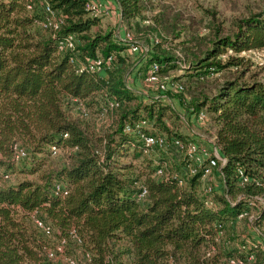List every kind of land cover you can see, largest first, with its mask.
Returning a JSON list of instances; mask_svg holds the SVG:
<instances>
[{
  "label": "trees",
  "instance_id": "16d2710c",
  "mask_svg": "<svg viewBox=\"0 0 264 264\" xmlns=\"http://www.w3.org/2000/svg\"><path fill=\"white\" fill-rule=\"evenodd\" d=\"M45 1L63 16L52 34L34 26L39 14L25 7L32 0H0V170L14 172L19 160H13L11 147L18 143L27 152L20 159L27 166L20 171L37 175L35 180L23 177L3 184L0 174V264H55L44 254L52 246L48 238L53 232L46 236L35 227L30 217L33 211L49 222L56 241L65 238V250L77 248L75 257L65 255L74 264H220L219 254L204 256L215 234L213 225L229 224L246 199L255 195L261 196L262 203L252 222L264 229V83L243 79L247 65L241 57H219L227 49L237 54L264 48V13L238 19L231 35L213 28L209 46L189 61L186 76L193 83L213 79L229 67L238 72L223 80L214 94H189L185 103L184 82L176 79L183 90L174 95L182 108L203 110L212 124L225 159L221 172L228 196H244L233 205L218 196L219 208L209 209L198 193L197 175L183 185L173 178H156L153 153L149 157L122 131L125 122L145 116L154 118L155 132L185 137L169 122L178 119L165 102L125 88L126 66L120 54L125 47L110 31L91 32L98 17L88 14L82 0ZM117 2L121 21L132 20L145 9V0ZM68 33L78 41L74 62L56 49L57 41ZM109 54L115 57V66L105 75L79 69L85 58ZM173 60L148 52L144 62H157L158 74L163 75L175 68ZM209 67L217 75L205 76ZM99 94L119 105L112 130L94 140L100 147L97 150L64 105L69 107L70 98H78L91 106ZM51 146L65 150L68 158V164L55 171L45 169ZM95 151L100 152L101 161ZM236 166L244 168L258 185L239 186ZM140 183L146 189L142 203L135 198ZM58 184L65 188L64 196L54 193ZM69 229H74L80 244L69 237ZM234 250L224 253L225 264ZM249 251L254 254L249 264H264V251ZM85 252L88 260L83 259Z\"/></svg>",
  "mask_w": 264,
  "mask_h": 264
},
{
  "label": "built area",
  "instance_id": "2783aa9c",
  "mask_svg": "<svg viewBox=\"0 0 264 264\" xmlns=\"http://www.w3.org/2000/svg\"><path fill=\"white\" fill-rule=\"evenodd\" d=\"M113 6L117 12V25L115 31L112 34L115 41L125 47V51L133 54L137 57L136 62L132 65V72H125L123 75V84L125 88L140 93L135 87L136 78L138 76V69L141 63L145 61V58L150 52L149 48L135 41L129 32H127L122 26V21L119 15V6L117 0H112ZM84 9L91 16H103L109 15L110 11L105 0H82ZM26 9L30 10L32 4L27 3ZM40 23L44 27H49L52 32H55L59 26L63 23V16H56L54 9L50 7L48 2L44 1L43 8L41 10ZM78 41L73 33L64 35L56 43V49L60 52L67 54L68 60L74 62L77 56ZM264 48H255L245 50L247 53L253 55L259 54ZM245 51H240L239 54ZM121 54V53H120ZM231 50L227 49L220 58H225L227 55H237ZM122 55V54H121ZM115 66V57L109 54L105 57L96 56L94 58H85L84 62L79 64V69H85L87 71L95 72L97 74L105 75L107 70H112ZM160 65L155 62H149L146 65L144 74V81L150 86L152 90L151 95H144L149 100H156L165 102L171 111L176 115L178 122L183 126L184 130L182 134L185 136L183 139L174 135H165L155 132L154 118L153 117H140L136 120L125 122L122 127V131L141 145L144 152L153 153V161L156 166L154 169V176L158 179H175L177 185H183L189 178L198 176L199 188L198 193L202 198V204L209 209L219 208V202L216 198L222 197L229 205H233L237 200L243 198L241 194H236L235 197L230 198L227 194L226 186L223 181V174L221 172V166L225 162V159L220 154L219 147L215 140L214 131L211 130L209 134L200 132L198 128L202 129L208 121V116L203 110L194 111L192 107L187 109L182 108L179 99L174 94L182 92L183 88L181 83L171 77L159 75L158 70ZM205 76H215L217 72L212 67L207 68ZM143 95V94H142ZM188 103V98L184 97L183 100ZM72 105L85 114L82 106V101L78 98H70ZM119 103L113 98H105L104 110L112 112L117 109ZM65 136V134H63ZM13 160L17 161L26 157V150L18 143L12 144ZM51 154L58 149L55 146L50 147ZM101 161L100 152H94ZM8 174H2V179H6ZM235 177L239 186H255L258 185V181L250 176L244 168L240 166L235 167ZM214 178L217 182H214ZM219 183V184H218ZM54 193L64 196L66 190L62 184H58L54 188ZM146 189L143 184H138L136 192V201L142 203L145 200ZM246 205L234 216L229 223H233L237 220L246 218L248 221H253L262 203V198L259 195L252 196L246 199ZM254 208V211L251 210ZM34 212V211H33ZM253 212V213H252ZM31 216V214H30ZM32 222L41 232L50 236L52 233V227L49 224L44 223L39 218L31 217ZM215 234L212 241L207 243L204 256L209 257L215 253L216 246L219 239L223 237L224 226L220 223L213 225ZM260 227L252 225V230L259 235ZM69 237L74 240L76 244H80V239L76 235L74 229H69ZM65 244V238L60 237L57 241V245L50 248H46L44 254L46 258L54 260L56 254L61 253V248ZM251 248V247H250ZM245 245L236 246L235 250L230 256H227L225 261L228 264H249L254 261V254L249 251ZM231 251V250H230ZM83 259L88 260L89 254L83 253ZM65 262L68 264H74L75 261L66 257ZM84 264V262H81Z\"/></svg>",
  "mask_w": 264,
  "mask_h": 264
},
{
  "label": "rangeland",
  "instance_id": "374dc122",
  "mask_svg": "<svg viewBox=\"0 0 264 264\" xmlns=\"http://www.w3.org/2000/svg\"><path fill=\"white\" fill-rule=\"evenodd\" d=\"M44 1L32 0L31 2V12L39 14L34 26L44 34H52L51 28L44 27L39 22ZM105 2L110 14L98 16L97 24L90 28L91 32L110 31L113 34L115 31L118 19L117 12L112 0H105ZM54 11L56 16L61 15L58 10L54 9ZM249 13H264V0H145V9L140 16L128 22L122 21L121 24L135 41L146 45L150 53L170 56L174 59L175 68L169 69L163 75L183 81L188 98L190 95L192 97L211 96L216 92L217 87L223 80L237 75L238 72H234V68L229 67L220 70L219 74L213 79L193 83V81H187L186 72L189 66L188 63L193 56L200 55L209 46L213 28H218L221 35H231L235 30L236 21L246 17ZM121 54L123 63L126 66L124 73H131V70H133L131 67L136 62L137 57L127 51H123ZM235 56L241 57L242 61L247 65L243 79L264 83V49L256 55L245 51ZM145 70L146 64L143 61L138 69L135 87L143 95H151L152 90L143 79ZM96 101L97 103L91 106H87L82 102L85 114H82L76 106L74 107L70 104L69 107L67 104L64 106L71 116L81 122L89 136L92 147L99 150L100 147L95 144L96 141L94 140L112 130L117 110L112 112L104 110L105 99L100 94L96 97ZM173 119H169V122L173 121L176 127L173 128L182 133L184 130L183 126ZM207 122L208 124L206 123L202 129L198 128L200 132L209 134L213 129L209 118ZM149 153V157H151L152 152L147 154ZM25 163H27L26 160L15 162L14 172H6L8 177L2 180L3 184H13L23 177L35 180L36 174L30 175L20 171L21 167L27 166ZM67 164L66 151L59 149L48 157L45 169L47 171H55ZM4 173V171L0 170V174ZM214 182H217V179L214 178ZM251 210L254 211V208H251ZM32 216L38 217L44 223L49 224L45 218L39 217L35 212L31 213L30 217ZM252 225V221L243 218L224 226L223 237L219 239L214 253L220 255V264H225L223 261L224 253L235 249L236 246L245 245L248 248H259L264 251V229H260L258 235L252 230ZM52 232L53 235L48 238L52 241L50 248L57 245L53 228ZM61 250L60 254H56L53 263L63 264L66 258L65 255L70 254L75 257L78 253L76 247H72L67 251L63 246ZM66 252L69 253L66 254ZM124 260L126 261V259Z\"/></svg>",
  "mask_w": 264,
  "mask_h": 264
}]
</instances>
